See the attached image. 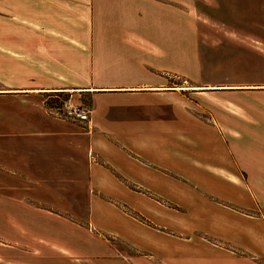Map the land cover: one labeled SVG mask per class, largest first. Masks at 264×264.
<instances>
[{
  "label": "crops",
  "instance_id": "obj_1",
  "mask_svg": "<svg viewBox=\"0 0 264 264\" xmlns=\"http://www.w3.org/2000/svg\"><path fill=\"white\" fill-rule=\"evenodd\" d=\"M190 2L0 0V219L3 211L12 214L10 224H0V239H24V213L36 218L31 212H84L97 228L90 212L114 210L103 195H115L133 208L147 203L153 222L150 213L160 209L157 202L126 187L123 179L199 212L191 227L209 233L235 227L227 220L232 214L227 207L201 193L183 197L173 186V175L219 181L227 173L236 175L237 164L258 174L247 157L231 158L217 124L200 118L206 110L185 91L225 87L205 78L197 31L188 23ZM173 78L180 84L174 86ZM189 81L193 85H183ZM229 84L236 88L206 92L235 96L251 91L245 86H264L261 81ZM45 93H66L63 99L85 103L90 121L53 115L41 98ZM228 103L233 106L231 99ZM216 111L234 117L235 129L236 117L246 113L226 104ZM229 140L237 155L236 139ZM225 192L215 193L231 198ZM46 200L60 205V211L47 208ZM26 201L35 206L30 215ZM163 211L168 213L166 207ZM161 222L154 224L172 225Z\"/></svg>",
  "mask_w": 264,
  "mask_h": 264
},
{
  "label": "rangeland",
  "instance_id": "obj_2",
  "mask_svg": "<svg viewBox=\"0 0 264 264\" xmlns=\"http://www.w3.org/2000/svg\"><path fill=\"white\" fill-rule=\"evenodd\" d=\"M189 11L188 23L197 31L205 78L210 83L216 79L225 82V87L199 88L205 92L198 94L193 92L196 89L186 88L187 96L206 110L200 117L205 123L217 124L221 138L231 150V158L237 161V157L242 160L247 157L250 170L258 174L249 173L237 164L236 175L227 173V178L219 181L173 175V186L183 197L201 193L214 205L230 209L232 214L227 220L238 227V233L233 231L235 227H221L215 232L207 229L212 233L191 227L193 219L201 218L199 212L198 215L189 212L174 198H166L168 194L156 195L142 185L123 179L126 187L157 202L160 209L150 213L153 222L147 216L151 209L147 203L142 201V205L133 208L115 195L102 196L114 210L108 207L101 213L90 212L97 228L84 219V212L54 213L58 214L56 217L33 213L35 206L26 201L24 211L36 218L24 213V239H0V264H264V179L257 177L264 173V86H245L243 89L252 92L233 94L235 96L206 92L236 88L230 82H264V0H191ZM173 84L179 85L180 81L173 78ZM191 84L189 81L183 85ZM41 98L50 110L60 104V99L68 98V94L45 93ZM230 99L233 106L228 103ZM71 100L90 110L85 103ZM223 104L246 112L236 117V129L234 117L212 112ZM211 113L218 115L213 117ZM220 122L226 126L225 131ZM228 127L234 130L229 131ZM230 136L236 139L237 155L229 145ZM140 161L148 164L143 156ZM207 189L214 192L209 193ZM216 191L222 195L229 191L233 200ZM242 192L250 197V202L246 203ZM45 204L51 210L60 209V205L51 200H46ZM165 207L168 213L163 211ZM3 213L0 224L6 226L12 222V214ZM113 215L121 219L116 221ZM100 216L103 217L101 222ZM164 220L171 221L172 225H155L156 222L163 224ZM136 237L142 239H134Z\"/></svg>",
  "mask_w": 264,
  "mask_h": 264
},
{
  "label": "built area",
  "instance_id": "obj_3",
  "mask_svg": "<svg viewBox=\"0 0 264 264\" xmlns=\"http://www.w3.org/2000/svg\"><path fill=\"white\" fill-rule=\"evenodd\" d=\"M50 112L59 117L74 122L88 123L90 121V110L81 104L60 99V104L50 108Z\"/></svg>",
  "mask_w": 264,
  "mask_h": 264
}]
</instances>
